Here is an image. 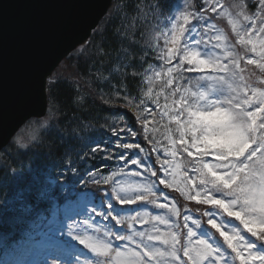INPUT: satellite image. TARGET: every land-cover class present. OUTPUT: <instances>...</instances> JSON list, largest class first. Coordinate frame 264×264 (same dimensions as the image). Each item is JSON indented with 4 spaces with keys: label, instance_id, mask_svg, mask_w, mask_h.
<instances>
[{
    "label": "snow or ice",
    "instance_id": "obj_1",
    "mask_svg": "<svg viewBox=\"0 0 264 264\" xmlns=\"http://www.w3.org/2000/svg\"><path fill=\"white\" fill-rule=\"evenodd\" d=\"M134 12L143 20L142 36L156 21L138 60L131 51L137 41L118 28L116 66L108 75L96 67L110 55L111 13L75 54H94L89 83H97L101 98L107 87L128 106L135 101L140 127L112 124L107 136L88 137L72 120L66 127L54 92L61 77L46 73L39 87L52 107L31 121L37 127L30 135L39 143L54 130L63 148L59 179L38 194L51 198L52 209L44 214L25 203L23 192L0 201V232L11 256L0 264H264V0H193L175 12L154 0L143 12L138 2ZM82 78L63 80L73 108L85 102ZM129 78H139L141 95L131 96ZM161 128L163 141L156 135ZM13 144L30 147L19 133ZM4 169L23 179L6 161ZM58 183L65 193L78 184L96 187L60 217L51 196Z\"/></svg>",
    "mask_w": 264,
    "mask_h": 264
},
{
    "label": "trees",
    "instance_id": "obj_2",
    "mask_svg": "<svg viewBox=\"0 0 264 264\" xmlns=\"http://www.w3.org/2000/svg\"><path fill=\"white\" fill-rule=\"evenodd\" d=\"M138 2L143 12L146 10V5L154 2V0H114L106 16L108 17L111 13V22L107 24L105 33L106 47H108L110 55L104 57L102 60H98L96 63V67L101 68L104 75H108V72L115 67L118 62L121 44L119 39L114 35L116 29H123L128 38H134L137 41V44L131 49L136 55L137 60L140 56V45L147 43L148 40L151 39L150 29L156 24V21L152 20L150 25L143 27V36L138 32V29L143 25L142 18L135 17L134 9ZM191 2H193V0H164L166 9L169 12H175L178 8ZM228 2H231V0H225V3ZM125 5L127 7H125ZM125 17H127V19H125ZM133 17H135V19ZM218 26L224 27V22H221ZM75 53L76 52L66 59L54 73L58 74L62 81L60 88L54 90V92L60 98L63 105V112L68 118L66 120L65 115H60L59 118L62 123L67 127L68 120H72L73 123L71 127L81 125L82 130H80L79 134L84 137H88L91 134L107 136L106 128L112 124H116L119 127L127 123L133 129L139 128L140 124L136 119L137 110L134 106L135 101L132 106H128L123 99L116 98L112 94L111 89L107 87H104V98H101V91L97 83H89L90 76L88 74L89 67L92 65L93 60L97 58L94 54L88 58L77 57ZM146 66L147 65H145V67ZM77 74L83 75L80 83L82 86L81 94L85 96V102L73 108L68 102L63 80L64 78L72 79L76 77ZM193 83H195V81H193ZM128 84L131 96L135 97L142 94V85L139 78L135 80L129 78ZM104 99H109L110 102L106 104ZM49 107L52 106L49 105ZM101 126H104V128L102 129ZM36 127L37 125L32 124L30 121L21 131L26 129L33 131ZM136 139L139 140L142 146L147 145V142L143 141L139 136ZM26 144H29L30 147L17 149L12 141L0 154V162L6 161L7 164L10 165L11 170L15 171L17 175L23 176L22 180L16 182L14 181L11 171L8 169L0 171V201H2L6 195L9 199H12L18 193L23 192L25 203H31L44 214H48L52 209V200L49 197L40 199L38 194L41 189L52 187L48 184L49 179H59L57 175L60 170L58 164L62 159L63 148L60 146L59 138L54 130L43 132L40 136L39 143L30 140L29 143ZM147 147L150 148L151 145H147ZM50 152L51 155L49 154ZM5 153H11V158L8 159ZM154 157L155 154H153V158ZM93 163L97 166L107 164L111 167L113 162L96 160ZM107 170L108 169H105V171ZM5 172H8L6 180ZM85 179L88 178L85 177ZM62 182L63 181H61V183ZM95 187L96 186L91 183L87 185L78 184L75 189L69 187L68 191L65 193L58 183L51 193V196L56 197L57 214L63 217L66 213H71L77 203L80 202V197L84 193L94 191ZM166 191L170 192L171 190ZM174 195L178 196L179 193H174ZM182 199L181 197V200ZM17 215H20L18 211L16 213H9L7 218L11 222ZM40 223V220L36 221L35 228L33 229L34 231L39 229ZM24 227V225H21V229ZM4 244V233L0 232V260L11 258V256L5 254Z\"/></svg>",
    "mask_w": 264,
    "mask_h": 264
},
{
    "label": "water",
    "instance_id": "obj_3",
    "mask_svg": "<svg viewBox=\"0 0 264 264\" xmlns=\"http://www.w3.org/2000/svg\"><path fill=\"white\" fill-rule=\"evenodd\" d=\"M113 1L0 0V154L25 120L48 113L45 74L92 38Z\"/></svg>",
    "mask_w": 264,
    "mask_h": 264
},
{
    "label": "rangeland",
    "instance_id": "obj_4",
    "mask_svg": "<svg viewBox=\"0 0 264 264\" xmlns=\"http://www.w3.org/2000/svg\"><path fill=\"white\" fill-rule=\"evenodd\" d=\"M32 131L30 129H26L24 131H21L20 132V136L22 137L23 141L25 143H29V141L31 140V133ZM164 132V129L161 128L160 132H158L156 135H157V139L163 141V136H162V133Z\"/></svg>",
    "mask_w": 264,
    "mask_h": 264
}]
</instances>
